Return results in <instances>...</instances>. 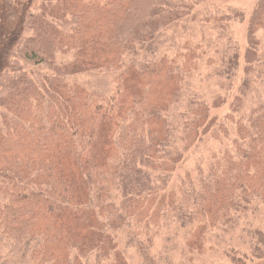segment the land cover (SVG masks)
<instances>
[{
    "label": "trees",
    "instance_id": "1",
    "mask_svg": "<svg viewBox=\"0 0 264 264\" xmlns=\"http://www.w3.org/2000/svg\"><path fill=\"white\" fill-rule=\"evenodd\" d=\"M234 21L241 10L209 0H39L0 73V264H132L128 249L174 264L156 258L164 232L163 250L264 264V231L244 220L264 205V0L242 70ZM193 24L217 32L208 76L226 95L192 87L204 45L175 35ZM90 73L111 87L71 79ZM210 140L207 158L180 169Z\"/></svg>",
    "mask_w": 264,
    "mask_h": 264
},
{
    "label": "rangeland",
    "instance_id": "2",
    "mask_svg": "<svg viewBox=\"0 0 264 264\" xmlns=\"http://www.w3.org/2000/svg\"><path fill=\"white\" fill-rule=\"evenodd\" d=\"M210 2L216 3L218 5H230L241 10L244 13V21H234L230 25L229 32L232 37L237 41L240 49V70L243 66V49L246 43V25L248 15L257 0H209ZM39 3V0H0V73L8 68V62L13 57V49L17 45L19 38L24 34V23L26 20L27 13L34 9ZM194 30L181 29L175 35V31L168 32L169 35L176 36V43L180 46L181 40L185 37L192 43H199L200 41L204 45L201 52L202 58L197 63L196 72L191 80L192 87L204 93L206 96H211L215 93H220L221 95H226V91L215 85L214 79H211L208 74L212 68V65L207 63L208 56L216 53L215 48L219 44V39L217 37V32L210 25L204 26V32L201 34V27L196 25H191ZM203 39V40H202ZM205 39L210 40L211 45L205 42ZM168 45V44H167ZM175 49L162 48V54L171 55ZM264 50V41H263ZM20 66L27 68L29 65L20 62ZM240 70H238L237 75L231 81L230 85L226 87L228 89V94H233L236 92L237 85L240 79ZM76 78L79 82L86 85L88 88L97 90L100 94L105 93L107 89L111 87L109 77L105 74H82L71 79ZM228 102L223 106V110L228 108ZM182 103L175 107V111L181 110ZM215 145L212 140L202 143L199 147L192 148L186 157V161L180 165V169L193 168L198 161L207 158L210 153L214 150ZM191 170V169H190ZM254 225L261 228L264 231V205H261L258 212L255 214H249L244 220H248ZM172 231H175V226H172ZM169 234L165 232L162 237L155 242V251L160 253L156 255V258L163 262L167 256L174 262V264H226V262L221 258L220 252L215 249H206L203 253H198L196 251L190 252L185 248L184 253H180L181 250H176L169 246L163 250L164 239ZM173 235V234H172ZM238 233H234V238H236ZM163 240V241H162ZM179 246L183 247V234L179 233L174 240ZM127 255L131 257L132 264H140L137 258H134V251L131 249L127 250ZM6 264H20V256L6 257Z\"/></svg>",
    "mask_w": 264,
    "mask_h": 264
}]
</instances>
